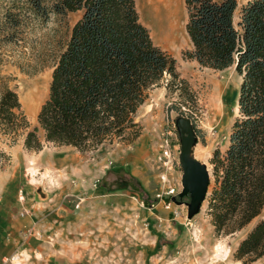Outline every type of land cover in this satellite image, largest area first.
<instances>
[{"label": "rangeland", "instance_id": "1", "mask_svg": "<svg viewBox=\"0 0 264 264\" xmlns=\"http://www.w3.org/2000/svg\"><path fill=\"white\" fill-rule=\"evenodd\" d=\"M237 1L242 5L247 0ZM144 2L137 0L144 25L149 29L152 23L157 31L162 25L164 34H169L171 14L176 9L160 6V23L155 8ZM179 2V19H188L184 0ZM80 15L52 16L47 24L30 30L22 45L0 50V60L4 59L0 72L10 77V86L19 93L32 127L38 126V115L49 96L52 59ZM153 41L176 59L178 72L191 85L193 100L184 103L178 95L169 94L165 86L170 77L166 76L137 113L143 134L136 142L116 143L87 153L45 143L42 151L33 152L25 149L23 139L10 146L0 137V152L9 157L0 163V199L16 197L23 204L35 198L34 205L46 201L57 207L56 218L49 221L46 215L36 214L38 208L34 206L5 213L1 204L0 264H241L235 260V252L261 218L240 232L218 235L206 213L207 203L189 219L187 204L174 199L168 208L166 204L171 200L157 197L165 186L160 182L161 169L156 162L163 139L181 149L176 126L181 116L173 109L182 106L186 112L182 117L191 120L197 133L195 156L212 171L214 151H226L238 117L241 78L235 68L217 71L185 59L184 52L192 49L189 38L175 49L162 45L159 39ZM39 51L49 55L47 67L33 75L22 73L18 68L21 59H34ZM40 137L44 140L42 131ZM65 160L69 172L64 168L67 163L59 168ZM77 168L84 170L83 174L71 170ZM92 168L100 169V176L88 174ZM105 171L102 184L106 185L99 187L98 180ZM182 176L183 171L176 169L175 183L182 184ZM3 189L7 190L4 195ZM12 202L7 199L3 203L8 206ZM219 245L229 253L222 262L216 259ZM253 264H264V260Z\"/></svg>", "mask_w": 264, "mask_h": 264}, {"label": "trees", "instance_id": "2", "mask_svg": "<svg viewBox=\"0 0 264 264\" xmlns=\"http://www.w3.org/2000/svg\"><path fill=\"white\" fill-rule=\"evenodd\" d=\"M184 2L192 44L184 58L217 71L235 68L241 78L227 149H216L210 160L213 182L206 213L218 235L240 232L261 218L234 255L241 264H253L264 260V0ZM71 13L81 15L52 59L38 126L32 127L10 77L0 72V137L10 146L23 139L28 151L40 152L50 143L87 153L130 145L143 134L136 120L139 109L166 76L169 94L184 103L193 100L176 59L155 44L142 22L137 0H0V50L22 45L30 30L52 16ZM48 56L39 51L34 59L23 57L18 68L37 74L47 67ZM173 110L186 115L182 106ZM2 160H9L4 152ZM181 200L190 201L175 199Z\"/></svg>", "mask_w": 264, "mask_h": 264}, {"label": "water", "instance_id": "3", "mask_svg": "<svg viewBox=\"0 0 264 264\" xmlns=\"http://www.w3.org/2000/svg\"><path fill=\"white\" fill-rule=\"evenodd\" d=\"M238 19V12L235 20ZM177 130L181 140L180 162L182 166V186L180 198H189L188 217L192 219L198 215L207 203L213 173L207 164L198 161L194 156V151L198 145V137L195 127L190 119L180 117L176 121ZM182 203V200L179 201Z\"/></svg>", "mask_w": 264, "mask_h": 264}, {"label": "bare ground", "instance_id": "4", "mask_svg": "<svg viewBox=\"0 0 264 264\" xmlns=\"http://www.w3.org/2000/svg\"><path fill=\"white\" fill-rule=\"evenodd\" d=\"M144 3L155 8V11L157 12V15H158L156 17V19L160 20L159 21L160 23H162V19H159L160 13H161L160 8H159L160 6L165 5L166 9H168V10L176 9L171 14L172 21L170 24V33L169 34H164V29H163L162 25H159V26H161L160 28L157 27L158 31L155 29L156 25L154 26V25H152V23H150V24L148 23L149 24L148 26H149V29L151 31L152 38L154 40L159 39V41L162 43V45H165V46H168L169 48H174V49L178 48L180 46H184L185 42L189 38L187 31H186V25H187L188 19H186V17L179 19V17H178V15L180 14V2H179V0H145ZM140 13L143 14L141 11H140ZM160 36L162 37V39H160ZM236 106H237V101H236ZM237 110H238V106H237ZM194 156H195V151H194ZM197 156H198V154H197ZM195 158H196V156H195ZM198 161H200V160H198ZM62 162H64V161H62ZM200 162H202V161H200ZM202 163H204V162H202ZM32 172H33L32 174H35L34 171H32ZM35 178H36L35 175H33L34 181H36ZM216 250H217L216 251V253H217L216 259H220V261L227 259L229 253L227 252V250H225V248L223 246H221V245L217 246Z\"/></svg>", "mask_w": 264, "mask_h": 264}, {"label": "built area", "instance_id": "5", "mask_svg": "<svg viewBox=\"0 0 264 264\" xmlns=\"http://www.w3.org/2000/svg\"><path fill=\"white\" fill-rule=\"evenodd\" d=\"M160 151L156 157V162L161 169L159 174L160 182L165 186V191L159 193L157 197L163 200L165 197L171 201L166 204L169 208L174 204V199L182 192V184L175 183L173 173L176 169L182 170L180 162L181 149L179 146H173L169 139H163L159 147ZM21 199H24L23 192H21Z\"/></svg>", "mask_w": 264, "mask_h": 264}, {"label": "crops", "instance_id": "6", "mask_svg": "<svg viewBox=\"0 0 264 264\" xmlns=\"http://www.w3.org/2000/svg\"><path fill=\"white\" fill-rule=\"evenodd\" d=\"M65 163H67L68 165L67 166H65L64 164ZM126 165H128V164H126ZM65 166V167H64ZM62 167H64L66 170H67V172H69L70 170V165H69V163H68V161L67 160H65V162L63 163V166H59V168H62ZM122 167V166H121ZM53 168H55V167H53ZM49 170H51V169H49ZM71 170H74L75 171V173L76 174H78V173H80V174H83V172H84V170L82 171L81 169H71ZM60 171V170H59ZM73 171V172H74ZM78 172V173H77ZM88 174H90L92 177H97V176H100V169H95V168H92V169H90L89 170V172H88ZM134 174V173H133ZM81 176H83V175H81ZM105 176H106V171L104 172V175L103 176H101V178H100V181H103L104 179H105ZM99 180H98V182H100ZM14 182H16V180H14ZM105 186V185H104ZM106 189V188H105ZM105 189H103V190H105ZM107 190V189H106ZM16 191V190H15ZM4 192H7V190H4L3 189V195H4ZM107 192H108V190H107ZM17 193V192H16ZM7 199H9V200H12L13 202L12 203H9V205L7 206L6 204H4L3 202H5ZM7 199H3V198H1L0 199V205L2 204L3 205V207H4V212L5 213H7V211H12V212H14V211H16V210H22V209H24V208H27V207H31V206H34L35 208H38V209H36L37 211L35 212L36 214H39V215H41V214H44V215H46L47 216V218L49 219V221H52V219L54 218H56L55 216L57 215V213H56V211H55V209L57 208V207H52V205L50 204V203H48V202H46V201H43V202H39L38 201V203H36L35 205L33 204L34 203V199L35 198H30V199H28L25 203H19L17 200H16V197L13 199L12 197H8L7 196ZM60 210H63V209H60ZM39 212H42V213H39ZM21 226L22 225H20L19 227L21 228ZM29 226H32V223L29 225ZM33 227V226H32ZM26 228V227H25Z\"/></svg>", "mask_w": 264, "mask_h": 264}]
</instances>
